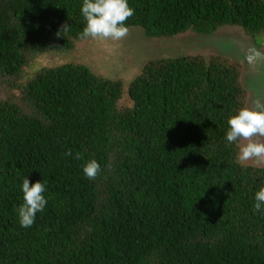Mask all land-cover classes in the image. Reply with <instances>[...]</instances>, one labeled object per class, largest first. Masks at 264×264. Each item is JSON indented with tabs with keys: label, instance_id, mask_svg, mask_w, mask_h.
<instances>
[{
	"label": "trees",
	"instance_id": "obj_1",
	"mask_svg": "<svg viewBox=\"0 0 264 264\" xmlns=\"http://www.w3.org/2000/svg\"><path fill=\"white\" fill-rule=\"evenodd\" d=\"M128 4L126 26L150 39L238 27L264 41V0ZM82 5L0 0V264H264V163L239 162L226 139L246 103L242 64L181 51L128 83L84 61L39 64L82 40ZM24 178L46 185L30 228Z\"/></svg>",
	"mask_w": 264,
	"mask_h": 264
},
{
	"label": "rangeland",
	"instance_id": "obj_2",
	"mask_svg": "<svg viewBox=\"0 0 264 264\" xmlns=\"http://www.w3.org/2000/svg\"><path fill=\"white\" fill-rule=\"evenodd\" d=\"M254 43L238 27L221 28L205 36L187 31L171 38L155 39L145 37L141 28L132 27L121 41L82 39L57 57L45 56L38 63L84 61L92 63L95 72L128 83L149 59L173 56L181 51L193 55L216 54L242 64L241 84L247 93L245 106H251L257 98L264 102V61L250 64L245 58L249 49H257L255 46L264 53V41L261 46ZM243 164L257 163L250 160Z\"/></svg>",
	"mask_w": 264,
	"mask_h": 264
},
{
	"label": "clouds",
	"instance_id": "obj_3",
	"mask_svg": "<svg viewBox=\"0 0 264 264\" xmlns=\"http://www.w3.org/2000/svg\"><path fill=\"white\" fill-rule=\"evenodd\" d=\"M81 13L86 25L79 34L80 39L115 42L128 35L126 21L134 16L135 10L129 6L128 0H83ZM68 28V25H63V32H67ZM245 58L250 64L264 61V53L254 48L249 49ZM227 124V141L239 142L238 161L244 163L254 160L257 164L264 163V102L260 98L255 99L251 106H244L230 116ZM64 155L77 160L83 159L82 153H73L72 150ZM101 171V166L95 159L88 160L83 166V172L90 180H95ZM45 191V183L36 181L30 184L28 178L23 179V203L17 209L21 227H32L37 212L44 210L47 204ZM253 207L256 213L264 214V187L255 193Z\"/></svg>",
	"mask_w": 264,
	"mask_h": 264
},
{
	"label": "water",
	"instance_id": "obj_4",
	"mask_svg": "<svg viewBox=\"0 0 264 264\" xmlns=\"http://www.w3.org/2000/svg\"><path fill=\"white\" fill-rule=\"evenodd\" d=\"M252 41H253V43H254V40L252 39ZM255 44V43H254ZM257 49H258V47L257 46H255Z\"/></svg>",
	"mask_w": 264,
	"mask_h": 264
}]
</instances>
